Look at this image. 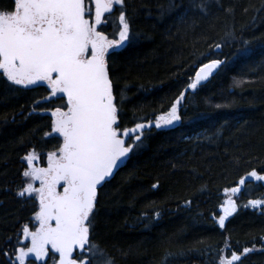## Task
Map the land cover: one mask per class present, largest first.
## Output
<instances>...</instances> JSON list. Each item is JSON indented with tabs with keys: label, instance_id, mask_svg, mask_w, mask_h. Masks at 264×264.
<instances>
[{
	"label": "trees",
	"instance_id": "obj_1",
	"mask_svg": "<svg viewBox=\"0 0 264 264\" xmlns=\"http://www.w3.org/2000/svg\"><path fill=\"white\" fill-rule=\"evenodd\" d=\"M125 12L135 39L108 56L123 127L167 111L201 62L223 63L187 91L181 121L146 130L99 189L93 243L114 264H219L253 246L242 264H264V205L248 203L264 200L262 182L248 176L264 175V0H125ZM49 93L45 84L13 85L0 70V264H18L14 249L30 244L22 228L37 224L38 198L17 195L27 181L24 157L35 150L42 156L35 166L46 167L47 153L62 144L58 134L45 136L46 110L65 100L36 106ZM238 186L237 210L221 228L225 189ZM26 264L42 262L30 256Z\"/></svg>",
	"mask_w": 264,
	"mask_h": 264
},
{
	"label": "snow or ice",
	"instance_id": "obj_2",
	"mask_svg": "<svg viewBox=\"0 0 264 264\" xmlns=\"http://www.w3.org/2000/svg\"><path fill=\"white\" fill-rule=\"evenodd\" d=\"M114 4L121 7L118 27L110 39L98 29L107 23L105 13H111ZM94 5V15L85 0H11L10 5L0 7L2 75L24 89L46 82L50 96L36 101V106L58 94L66 97L63 105L50 112V132L45 136L58 134L62 144L47 153V166H35L42 159L35 150L24 157L27 167L23 176L27 181L17 195L35 194L39 210L35 212L34 230L28 225L22 228L23 238L30 244L14 249L18 264H26L30 256L42 264H47L48 259L53 264H114L105 250L92 241L98 189L142 146L146 130L167 128L181 121L179 109L187 91L197 90L223 63L219 59L201 62L187 88L167 111L137 122L132 128L123 127L108 56L110 50L131 44L135 33L125 12V0H94ZM214 47L220 49L222 45L217 43ZM248 176L264 181V175L256 170ZM35 181H39V187L34 186ZM238 183L245 185L246 178ZM59 187L62 191H58ZM240 191L239 186L225 189L228 199L218 218L221 228L236 212L238 205L232 197ZM190 203L187 201L186 206ZM248 203L259 207L264 200ZM155 216L159 218L160 213ZM86 248L88 258L84 255ZM76 249L80 255L74 258ZM256 250L253 246L244 247L239 253L230 251V258L222 257L219 264H242V258ZM170 255L166 254L165 262Z\"/></svg>",
	"mask_w": 264,
	"mask_h": 264
},
{
	"label": "flooded vegetation",
	"instance_id": "obj_3",
	"mask_svg": "<svg viewBox=\"0 0 264 264\" xmlns=\"http://www.w3.org/2000/svg\"><path fill=\"white\" fill-rule=\"evenodd\" d=\"M85 2H86V4H90L91 5V7H92V9H93V15H94V8H95V5H94V2H93V0H85ZM115 12V11H114ZM114 12L113 13H111V14H108V15H105L104 16V19L107 21V23H105V24H102L101 25V27H100V29H98V30H103V31H105V34L106 35H108L109 36V38L111 39V38H114L112 35L116 32V24H115V15H114ZM114 18V19H113ZM118 26V25H117ZM116 38H118V37H116ZM48 86V85H47ZM49 96H50V93H49ZM58 99H60V100H65L66 101V98L65 97H63V98H61V96H57V97H53L51 100L52 101H57ZM263 184V183H262ZM263 187H264V184H263ZM60 187L58 188V191H60ZM261 190H263V189H261ZM263 206V205H262ZM263 208V207H262Z\"/></svg>",
	"mask_w": 264,
	"mask_h": 264
},
{
	"label": "water",
	"instance_id": "obj_4",
	"mask_svg": "<svg viewBox=\"0 0 264 264\" xmlns=\"http://www.w3.org/2000/svg\"><path fill=\"white\" fill-rule=\"evenodd\" d=\"M93 2H94V0H93ZM94 10H95V8H94ZM114 10H115V5H113V11H114ZM113 11H112V12H113ZM112 12H111V13H112ZM106 14H110V13H105V15H106ZM209 62H210V61H209ZM207 63H208V62H207ZM197 70H198V69H197ZM215 72H216V70L213 72V74H214ZM213 74H212V75H213ZM212 75H211V76H212ZM211 76H210V77H211ZM210 77H209V78H210ZM204 82H205V81H204ZM204 82H202V83H204ZM59 95L61 96L62 94H58V96H59ZM65 98H66V97H65ZM50 112H51V110H47V113H48L49 115H50ZM177 123H178V122H177ZM177 123H176V124H177ZM174 125H175V124H174ZM132 127H134V125H133V126H130V127H127V128H132ZM126 160H127V159H126ZM123 164H124V163H123ZM123 164H122V165H123ZM122 165H121V166H122ZM121 166H120L117 170L114 171L113 176L110 177V178L108 179V181L114 177V175H115L116 172L121 168ZM98 191H99V189H98ZM221 211H222V208H221ZM77 250H79V249L74 250V256H75ZM57 255H58V254H57ZM57 260H58V257H57Z\"/></svg>",
	"mask_w": 264,
	"mask_h": 264
},
{
	"label": "rangeland",
	"instance_id": "obj_5",
	"mask_svg": "<svg viewBox=\"0 0 264 264\" xmlns=\"http://www.w3.org/2000/svg\"><path fill=\"white\" fill-rule=\"evenodd\" d=\"M115 20V19H114ZM118 21V20H117ZM118 24H119V21H118ZM35 185L39 186V182H33Z\"/></svg>",
	"mask_w": 264,
	"mask_h": 264
}]
</instances>
